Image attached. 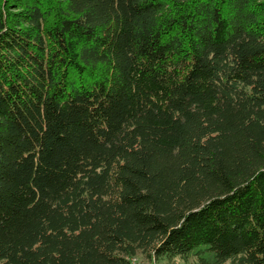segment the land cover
Listing matches in <instances>:
<instances>
[{
    "label": "trees",
    "instance_id": "16d2710c",
    "mask_svg": "<svg viewBox=\"0 0 264 264\" xmlns=\"http://www.w3.org/2000/svg\"><path fill=\"white\" fill-rule=\"evenodd\" d=\"M264 264V0H0V264Z\"/></svg>",
    "mask_w": 264,
    "mask_h": 264
},
{
    "label": "rangeland",
    "instance_id": "374dc122",
    "mask_svg": "<svg viewBox=\"0 0 264 264\" xmlns=\"http://www.w3.org/2000/svg\"><path fill=\"white\" fill-rule=\"evenodd\" d=\"M132 261L131 264H196V261L194 258H189L187 260H182L180 258H175L173 260H149L146 259L145 256L141 254H137L136 256L130 258Z\"/></svg>",
    "mask_w": 264,
    "mask_h": 264
},
{
    "label": "built area",
    "instance_id": "2783aa9c",
    "mask_svg": "<svg viewBox=\"0 0 264 264\" xmlns=\"http://www.w3.org/2000/svg\"><path fill=\"white\" fill-rule=\"evenodd\" d=\"M131 262H132V261L129 259V264H131Z\"/></svg>",
    "mask_w": 264,
    "mask_h": 264
}]
</instances>
